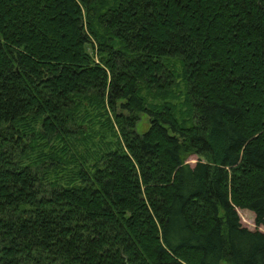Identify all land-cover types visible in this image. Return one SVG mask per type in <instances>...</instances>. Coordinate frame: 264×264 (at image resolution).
<instances>
[{
  "label": "trees",
  "instance_id": "16d2710c",
  "mask_svg": "<svg viewBox=\"0 0 264 264\" xmlns=\"http://www.w3.org/2000/svg\"><path fill=\"white\" fill-rule=\"evenodd\" d=\"M237 210L264 226V0H0V264H264Z\"/></svg>",
  "mask_w": 264,
  "mask_h": 264
},
{
  "label": "rangeland",
  "instance_id": "374dc122",
  "mask_svg": "<svg viewBox=\"0 0 264 264\" xmlns=\"http://www.w3.org/2000/svg\"><path fill=\"white\" fill-rule=\"evenodd\" d=\"M149 126L147 117L145 114H142L140 116V121L138 122L135 132L139 135L143 134ZM197 162V158L194 156H191L187 159V163L190 166H193ZM238 215L240 217V221L243 227L253 231L258 230L260 232L264 233V226L256 227L254 224V214L247 210H237Z\"/></svg>",
  "mask_w": 264,
  "mask_h": 264
}]
</instances>
